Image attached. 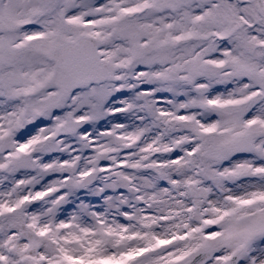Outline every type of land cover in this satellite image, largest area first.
Instances as JSON below:
<instances>
[{"label":"snow or ice","instance_id":"1","mask_svg":"<svg viewBox=\"0 0 264 264\" xmlns=\"http://www.w3.org/2000/svg\"><path fill=\"white\" fill-rule=\"evenodd\" d=\"M0 264H264V0H0Z\"/></svg>","mask_w":264,"mask_h":264}]
</instances>
